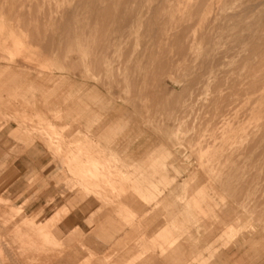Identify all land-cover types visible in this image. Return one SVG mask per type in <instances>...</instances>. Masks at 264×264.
I'll return each mask as SVG.
<instances>
[{"label":"rangeland","instance_id":"rangeland-1","mask_svg":"<svg viewBox=\"0 0 264 264\" xmlns=\"http://www.w3.org/2000/svg\"><path fill=\"white\" fill-rule=\"evenodd\" d=\"M0 264H264V0H0Z\"/></svg>","mask_w":264,"mask_h":264},{"label":"crops","instance_id":"crops-1","mask_svg":"<svg viewBox=\"0 0 264 264\" xmlns=\"http://www.w3.org/2000/svg\"><path fill=\"white\" fill-rule=\"evenodd\" d=\"M117 195H119L118 193H117ZM56 231H60L59 229L58 230H56ZM54 232H55V230H54ZM43 236H45L44 234H43ZM49 239L51 240H53L54 239V237H55V235H53L52 234V232H50V234H49ZM172 241H173V239L172 240H170V241H167V243H169V244H171L172 243ZM170 246V248H172V244L171 245H169Z\"/></svg>","mask_w":264,"mask_h":264},{"label":"bare ground","instance_id":"bare-ground-1","mask_svg":"<svg viewBox=\"0 0 264 264\" xmlns=\"http://www.w3.org/2000/svg\"><path fill=\"white\" fill-rule=\"evenodd\" d=\"M6 249V248H5ZM8 256V255H7Z\"/></svg>","mask_w":264,"mask_h":264}]
</instances>
